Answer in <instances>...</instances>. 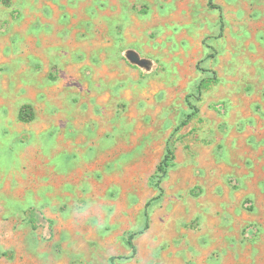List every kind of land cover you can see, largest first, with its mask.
<instances>
[{
    "label": "rangeland",
    "instance_id": "rangeland-1",
    "mask_svg": "<svg viewBox=\"0 0 264 264\" xmlns=\"http://www.w3.org/2000/svg\"><path fill=\"white\" fill-rule=\"evenodd\" d=\"M209 1L0 0V264H264V0Z\"/></svg>",
    "mask_w": 264,
    "mask_h": 264
},
{
    "label": "trees",
    "instance_id": "trees-1",
    "mask_svg": "<svg viewBox=\"0 0 264 264\" xmlns=\"http://www.w3.org/2000/svg\"><path fill=\"white\" fill-rule=\"evenodd\" d=\"M209 3L211 5H213L212 0L209 1ZM208 82H212V79L210 78H205L202 80V82L199 84L198 86V92L201 93L202 92V88L204 85H207ZM191 109H193V111L191 113L188 114V118L186 120H184L180 127H184L189 123V118H191L193 115H195L198 111V108L194 105L191 104ZM35 117L34 114V109L33 106L30 103H25L21 106L20 111H19V118L23 121H29L32 120ZM174 159V150L172 147H168L167 148V152L164 156V158L162 159V161L160 162L159 166H158V177L160 178L158 180L157 185L159 186L160 190H161V186L159 184V182L161 181V179L165 176V174L167 173V168L168 166L171 164L172 160ZM146 215L147 212H146ZM148 227V221L146 222L145 228ZM144 228V229H145ZM136 232L130 233L128 235V244L130 245V247L135 251V244H134V238H135Z\"/></svg>",
    "mask_w": 264,
    "mask_h": 264
}]
</instances>
